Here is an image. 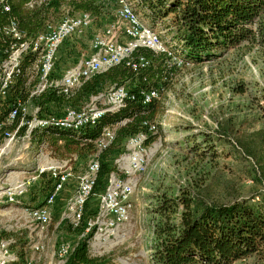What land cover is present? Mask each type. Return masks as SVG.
<instances>
[{
    "label": "trees",
    "instance_id": "1",
    "mask_svg": "<svg viewBox=\"0 0 264 264\" xmlns=\"http://www.w3.org/2000/svg\"><path fill=\"white\" fill-rule=\"evenodd\" d=\"M26 1L14 0L8 13L0 11V47L4 43L2 29L9 19L16 20L19 30L28 37L41 33L47 25L57 24L65 17L87 13L93 20L92 25L105 19L106 7L102 0H60L31 10L24 8ZM127 1L135 13H142L147 18L150 25L157 22L164 24L165 30L173 36L174 44L168 45L169 48L184 62L199 63L220 58L228 51L243 46H257L264 50V0ZM140 58L147 65H140ZM164 59L163 55L140 48L132 54L130 65L123 62L91 77L71 96L48 90L30 101L32 106L39 108L40 117H59L68 108H82L91 97L113 86H124L128 93L123 108L115 113H106L94 127L82 129L79 135L50 128L32 138L35 146L45 143L55 158L71 159L74 174L81 164L85 169L95 156L98 163L95 183L78 225L61 226L65 233L79 238L63 264H107L104 258H93L89 254L88 240L94 232L91 229L85 234L87 224L92 219L90 205L94 197L106 191L109 175L116 173L115 161L125 153L128 139L147 133L150 125L160 131L162 126L155 120L161 114V104L158 99L142 104V94L157 90L160 95L166 85L162 78L166 80L168 74L163 66ZM34 61L35 55L27 56L23 70L30 68ZM132 64L136 66L135 70ZM27 83V78L21 75L7 100L0 106V144L4 131L8 129L1 124L11 104L16 100L26 101L35 85V81ZM258 119L264 125V113ZM104 128H115L114 139L99 152L94 142ZM224 130L228 131V128ZM153 138L147 134L146 143H151ZM183 139L187 140V137ZM236 141L238 153L253 163L254 181L263 188L264 128ZM207 143L205 140L203 145ZM209 146L211 153L213 148ZM71 156H75V160ZM211 158H215L214 153ZM38 182L44 205L46 197L53 190L54 180L49 174H42ZM202 184L195 181L171 192L165 189L155 194L151 210L154 241L152 263L264 264V202L261 201V193L257 192L248 199L228 200L211 196L210 190L204 189Z\"/></svg>",
    "mask_w": 264,
    "mask_h": 264
},
{
    "label": "rangeland",
    "instance_id": "2",
    "mask_svg": "<svg viewBox=\"0 0 264 264\" xmlns=\"http://www.w3.org/2000/svg\"><path fill=\"white\" fill-rule=\"evenodd\" d=\"M102 1L106 7L104 21L93 23L83 36L72 37L61 46L55 65L58 76L88 53L93 35L115 22L116 0ZM136 14L141 22L160 35L167 46L174 44L172 34L165 30L163 23L150 25L142 13ZM116 38L120 42L123 40L121 31L116 33ZM37 71L36 61L27 71L29 81L36 80ZM162 80L166 82L158 97L162 109L155 120L162 127L151 134L154 137L152 142L146 143L148 160L145 170L130 178L117 172L121 180L131 179L135 183L129 198L128 222L116 226L114 203L104 204L102 218L96 221L100 196L94 197L90 205L92 219L89 222L95 224L88 240L89 254L93 258H104L107 264H153L151 210L155 194L165 189L171 192L201 181L204 189L208 188L215 198L248 199L258 192L264 202V187L253 179V163L245 160L235 147L236 139L264 128L262 120L258 119L264 113V50L257 46H243L220 58L199 63L183 61L180 69L170 71L167 79ZM238 90H242L241 93ZM110 129L115 132V128ZM223 136L226 138L218 139ZM205 140L208 143L203 145ZM19 145L22 143L15 144L11 152L0 158L1 184L32 176V172L21 173L28 165L36 168L37 165L61 164L62 160L55 158L45 144H39L40 149L33 144L30 157L20 160L16 155ZM209 145L213 148L211 153ZM213 153L214 159L211 158ZM83 171L81 164L50 208V222L42 231L25 212L44 203L40 198L39 180L21 200L22 205L0 208V240L11 241L18 264H51L52 254L59 246L76 245L79 238L65 233L61 226L71 225L72 218L65 213V206L76 191L77 175ZM8 173L11 175L2 178ZM98 229L102 230L104 241L92 239L100 234ZM36 244L43 247L41 252L33 251L32 246Z\"/></svg>",
    "mask_w": 264,
    "mask_h": 264
},
{
    "label": "built area",
    "instance_id": "3",
    "mask_svg": "<svg viewBox=\"0 0 264 264\" xmlns=\"http://www.w3.org/2000/svg\"><path fill=\"white\" fill-rule=\"evenodd\" d=\"M13 1L0 0V11L8 13ZM58 1L60 0H27L24 8L31 10ZM116 2L118 10L115 22L103 28L101 33L93 35L90 54L80 59L57 79L54 77L53 71L59 49L68 39L83 36L91 28L93 22L91 16L84 13L77 17H65L57 24L47 25L41 33L33 37H28L22 33L16 20L9 19L7 21L2 29L4 43L0 47V106L7 100L16 80L21 75L27 78V85L31 82L27 77L29 68L24 71L22 67L27 56L35 55L34 63L38 62V71L35 85L30 90L28 99L26 101L16 100L12 103L1 124L8 129L3 133L0 158L11 152L17 143H22L16 151L18 158L20 160L29 158L34 135L46 132L50 128L70 131L79 135L82 129L94 127L106 113L118 112L124 107L126 99H128V93L124 86H113L106 92L91 97L89 104H85L80 109L68 108L59 117H40L39 108L32 106L30 101L48 90L54 91L58 95L71 96L91 77L106 72L123 62L130 65L132 54L140 48L148 49L155 55H163L166 74L182 67V59L166 45L157 32L141 22L127 0H116ZM118 31H121L123 36L121 42L116 38ZM139 63L142 66L147 65V62L142 58L139 59ZM131 67L136 69L134 64ZM158 97L157 90L143 93L142 104L146 105ZM155 130V126L150 125L147 133H140L128 139L125 153L115 161L116 173L109 175L108 187L100 196L96 221L102 218L103 205L114 203L112 208L114 207L116 226L128 222L131 208L129 198L133 193L135 183L131 179L121 180L117 176V172L124 173L128 178L144 172L148 160L147 134H153ZM114 133L110 128L102 130L99 138L94 142L99 152L112 142ZM37 147L40 149L41 146L37 145ZM39 156L40 151L36 154L37 158ZM22 170L21 173L24 175L27 172H32L33 175L6 185L0 183V208L22 205L21 200L34 187L40 175L49 174L54 180V185L53 190L45 199V204L25 210L27 218L42 231L50 222V208L54 205L69 179L73 177L70 160H62L60 165H37L36 168L28 165ZM97 171L98 163L95 156L88 162L84 171L76 177V191L65 206V213L71 216L70 222L73 227L78 225L85 202L91 195ZM11 173L6 174L5 177L10 176ZM94 224L88 222L85 234L92 229ZM110 226H113V222ZM97 232L100 234L94 235L92 239L104 241L105 238L101 234L102 230L98 229ZM32 249L35 252H41L43 247L36 244L32 246ZM72 250L73 247L69 244L59 246L52 254L51 264H63ZM16 263H18V257L11 249V241L0 240V264Z\"/></svg>",
    "mask_w": 264,
    "mask_h": 264
},
{
    "label": "crops",
    "instance_id": "4",
    "mask_svg": "<svg viewBox=\"0 0 264 264\" xmlns=\"http://www.w3.org/2000/svg\"><path fill=\"white\" fill-rule=\"evenodd\" d=\"M76 37V36H75ZM59 51H60V49H59ZM59 51H58V53H57V57H56V60H57V58H58V56H59ZM90 54V48H89V51H88V53L86 54V55H84V56H82L80 59H82L83 57H87L88 55ZM80 59H78L72 66H74ZM55 65H56V63H55ZM71 66V67H72ZM70 67V68H71ZM69 69V68H68ZM67 69V70H68ZM67 70H65L63 73H62V75L67 71ZM56 67L54 68V76H56V77H61L62 75H60V76H58L56 73ZM45 143H43V145H44ZM46 145V144H45ZM71 158H72V160H75V156H71ZM67 160H71V159H67ZM71 165V164H70ZM6 176V174H4V176H2V178L3 177H5Z\"/></svg>",
    "mask_w": 264,
    "mask_h": 264
}]
</instances>
